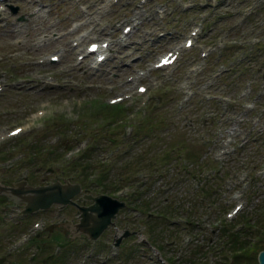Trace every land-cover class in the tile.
Masks as SVG:
<instances>
[{"label": "rangeland", "instance_id": "1", "mask_svg": "<svg viewBox=\"0 0 264 264\" xmlns=\"http://www.w3.org/2000/svg\"><path fill=\"white\" fill-rule=\"evenodd\" d=\"M7 1L19 5V14H26L27 19L23 24V21L18 20L17 14L15 15L12 13L8 6L0 17V60H2L0 81L3 80L7 83L14 81V84L10 85L15 86L13 88L8 86V88L6 87L0 92V110L5 108V114L0 113V125L8 123L5 125L7 127V125L24 123L26 127L23 130L25 132L22 131V134L34 133V131L38 130L36 138L45 146L49 143L51 134L56 132V130L53 129L56 127L52 125L55 121L59 120V117H46L45 119H47V122H40V119L32 116L31 110H34L37 106L42 104L44 100L49 99L53 102L52 107L54 112L58 114L62 113L63 116L69 117V120L66 121L69 125L66 136L62 138V142L58 145V148L63 147L66 141L72 143V139L70 138V134L73 132L72 129L81 128L83 125L87 132L83 133L82 136L80 135V138H75L73 144L82 138L89 139L87 146L94 142L97 143L93 146L95 148V146L99 144V148L96 151L101 160L103 159V155L107 154V150L112 148L108 146L110 143H105L106 140L103 139V136H105L104 133L108 134L114 129L117 130L116 137L120 141L130 136V147L132 150L129 152V155L139 153L138 156L141 155L140 159L145 161L155 157L160 149L163 150L166 146L170 148L173 142L184 138L188 144L187 150L175 149L173 153L176 156L166 160V165L163 164V168L165 169L163 173H160L158 170V165L156 170L149 168V173H146V176L149 177L148 183L141 189L143 192L142 198L146 197L145 201L149 200L150 206L148 210L151 211L156 226L159 225L155 232H151L150 239L155 243L163 244L165 251H163L162 255H164V257H166L165 255H170L179 258V264H196L203 261L212 263L211 260L213 258H218V253H220L218 248L206 254L205 251L209 248L208 245L213 248L219 245L220 231L219 229H215L213 225H216V222H219L220 218L223 219L226 209L238 200L233 198L231 193L233 189L241 188V179H239V177H243V180L249 183V187L246 188L242 196L246 199V205L240 212L253 213L252 219H260L259 213L264 209V173L261 175L257 173L255 175V173L251 171L248 176L246 171L247 169H257L260 162L264 159V133L262 135L259 134L260 131L264 130V112H261L259 109V105L264 102V96L258 98V104L255 108L243 114L239 111L240 101L238 100V95L239 90L243 87L245 88L244 82L246 80L250 81L256 88H260L264 85L262 81L264 80V48L262 49L260 46L255 48L254 46L257 41H264V0H190L193 6L186 11L181 9V2L184 3L188 0L153 1L142 7V10L146 11V13H140H142L143 19L146 18V21L139 26L134 34L129 36L127 40L129 45L126 46L127 41L117 45L116 52H114L107 62L97 70L91 68L88 62H83L80 66H70L69 64L65 67V65L62 64H37L35 63V59L43 57L48 52L55 51V48L59 47L62 52H64L63 59L71 60L74 56L73 51H70V41L73 34L69 33L67 26L74 19L80 17L88 18V11L85 13L82 12L81 6L87 7L90 5L89 10H95L96 3L101 0H41L42 5L39 4L40 2L37 0ZM160 1H162V3H158ZM125 4L131 5L125 7ZM138 4L139 0H120L116 5L110 6V9L103 13L105 14L103 20L109 19L110 15L115 16L113 18L125 17L129 13L130 7H138ZM157 5H162L161 7L165 10V18H168L165 20H155L158 22L152 24L149 15L155 13ZM44 7L49 10V15L45 13L47 10ZM138 11H140V8H138ZM58 16H60V18H57ZM155 17L159 19V17ZM92 18L98 21L101 19V16L97 12ZM162 23L170 29V33L172 32L171 35L169 33L170 37H168L167 34L164 38H157L158 29H166L164 26L161 28ZM195 24H202L201 36L196 45H198V47L210 45L209 55L202 57L196 54L195 48L197 46L192 49H187L176 62L171 75L163 77L160 75V72L155 74L156 78L159 79L158 84L169 81L168 83L173 86L171 89L172 94L175 93V97L177 98L181 97L182 102L188 99V89L193 87L195 89V98L188 101V114H178L171 107L173 106L172 103L166 104V106L170 107L165 108L166 110L162 115V123H169V130L161 132L160 125L155 126L151 124L148 127L142 128L140 131H136L133 125L134 134L124 136L125 134L123 135L122 128H115V126L107 127L106 123L102 125L101 115L93 118L92 116L94 115L90 114L92 110L91 106H88V109H86L87 111L84 110V103H88L93 95L100 94L104 99H108L112 94L115 95L120 93V83L123 82L124 77L128 73L135 72L133 69L135 64H133L132 67L124 65L127 61V57L130 55L129 53H131V49L134 50L133 53L135 54H139L140 51L143 54L146 53V51L144 52L146 48L140 49V42L144 43L142 47H149L150 53L148 58H153L152 56H156V54L168 49L172 43L184 38L189 28ZM54 29H58V33L61 34L60 38L50 37V32ZM94 33L99 34L97 30L94 31ZM218 35L222 37L221 42L217 38ZM40 36L43 38L46 36V42L42 41V43L36 45L35 42L36 40L39 41L38 39ZM204 40L206 42L202 43ZM229 44H232V46L230 45V51L227 50L228 52H223L224 46ZM15 50L20 51V54H13ZM248 50L253 52L251 54V59L245 61L238 67L232 68L230 73L227 72L221 77L214 79L212 81L213 84L207 90L212 92V94L221 96L220 102L224 108H222V105L219 103L216 105L212 101L207 102V100L203 98L204 96L200 89L204 90L202 84L210 80L213 71L209 69L210 64L208 59H210L212 55H215V62L217 61V63H219L226 61L227 63L230 58L236 60L239 59L240 56L248 55ZM10 53L12 55H10ZM223 53H225V56H223ZM218 56L223 57L220 58ZM248 61L250 63H247ZM195 62L196 65L198 64L200 67H198L197 70H191L190 65L195 64ZM221 65L218 67L219 69L222 68ZM32 69H40L42 71H52L53 69L52 72L55 73L53 84L45 85L43 78L31 79L29 74ZM45 76L46 74H44L43 77ZM53 85L55 86L53 87ZM154 86L155 85H153L152 88ZM154 93H156V89L151 91L152 95ZM256 93L257 90H254L252 93L247 94L241 102L244 100L243 103H245L248 100L254 99L253 94ZM75 100L77 102H75ZM136 108L137 111H135ZM131 111L130 113L134 114L129 116L128 120L135 119L134 121H136L145 109L136 106L135 109ZM218 112L226 114L220 122L216 121L217 123H215L211 115L212 113L216 115ZM86 116L89 117V119H87ZM198 117L207 119L204 121L198 119ZM190 119L192 121H190ZM61 120L65 122V119ZM105 121L106 120L103 122ZM57 123L61 122L58 121ZM236 123L241 127V134L245 135L244 145L241 149L235 148L233 152L229 153L224 162H218V166L220 165L221 168L230 166V172L233 170L230 173L229 183H219V175L216 174V176H211L207 179L205 176L209 174L210 170L204 171V168H200L197 161L201 158V160L203 159L206 162L213 163L210 157L212 158L217 155V146L213 145V142L203 145L200 140L202 134H204L207 139L210 138L214 141L218 138L216 137V128H218L220 124L222 129L227 130V128H229L233 130ZM257 126H261L262 128L257 129ZM60 131H62L61 127ZM236 135L240 140L238 132ZM94 136H97L96 141ZM33 143L34 140L28 142L26 146L28 151H24L25 157L23 159H15L12 166L0 168V178L12 179L18 168L28 164L32 169V173H30L31 175L29 176L30 179L34 182H41L43 180L42 169L49 159V153L45 152L46 149L43 151L44 153L42 152L45 156L44 159L41 158V152H35L34 155V153H32ZM20 155L21 154H18L15 158ZM33 155L36 163H32V160H29ZM118 159H121V157H118ZM42 163L43 165L41 166ZM142 166L145 165L143 164ZM240 166L243 167L244 170H241ZM142 170H144V168ZM233 172L236 175H234ZM194 183H200V187L197 190L196 187H194ZM206 183L207 187L213 185L216 187L215 191L217 189L218 191L212 196V200L207 199L204 207L202 206L201 209L195 213L193 218L197 221L194 220L195 222L192 221L189 225L192 229L181 228L179 224L177 225L171 222L170 218L174 217L169 216L170 213L167 214L169 219L166 216H158L167 202H171L173 206L178 202V208H181L188 200L194 202L195 198L200 199L201 197L199 198L198 195L202 196V194L199 193V189L205 186ZM164 186H169V189H164ZM220 189L223 192H219L221 191ZM164 199L167 202L164 201ZM6 202H8V200L0 203V228L2 231H4L6 227L9 228L5 234V239L4 233H0V244L4 241L5 245L10 242L16 234L13 228L5 226L4 221L10 216L5 215L6 217L4 218V214L12 212L14 208L12 207L11 210L6 208ZM21 204L22 203L18 201L17 207H20ZM207 206H210L212 212L214 213V211H216V213H211L209 218L206 217L205 220H200L201 213ZM55 208L56 207H51L46 211V214L49 215V212L52 214L55 213ZM180 211V213L184 212V210L181 209ZM39 212L40 211L34 213V216H38ZM133 213V208L128 207L119 213L115 225H111L107 231L105 230L101 234V243L106 245L108 242L107 240H110L115 232L119 234L121 228L124 227L125 220H130L134 225L135 218ZM172 214L174 213H171V215ZM144 215L146 217V214ZM174 219H176V217ZM159 221L163 223V228L161 229ZM9 225H12L11 221ZM20 230L21 229H19V231L17 230V233H19ZM141 230H143L142 232L144 235L137 232L132 234L129 238L123 239V243L134 241L139 244L136 246L138 247L137 251H132V255L129 254L130 260L124 262V264H167L154 256L153 250L146 242H141L143 241L142 235L143 237L147 236L149 231L143 228H141ZM189 235H192V240H190V242L185 239V237ZM61 236L62 238L65 237L63 234H61ZM173 237L174 240H172ZM76 244L77 242L73 244L74 248L71 253L70 261H66L63 264H122L121 262H123V260H117L111 257L108 262L103 263L102 256L109 254V249L106 252L86 258L85 253L87 249H81ZM52 247L53 246H51L49 250L52 249ZM127 247L130 248L129 246ZM23 254L22 251L18 252L19 257H23ZM248 255L252 257V261H256L257 251L251 254L248 253ZM7 258L12 261L14 259V254H10ZM184 258H186V262L183 261ZM43 259H47V254L40 260L43 262ZM50 260L51 259H47L46 262ZM11 261L2 264H11ZM17 262L18 264H26L23 260Z\"/></svg>", "mask_w": 264, "mask_h": 264}, {"label": "water", "instance_id": "2", "mask_svg": "<svg viewBox=\"0 0 264 264\" xmlns=\"http://www.w3.org/2000/svg\"><path fill=\"white\" fill-rule=\"evenodd\" d=\"M7 192L17 194L20 199L26 201L28 210H35L41 206H48L53 201L68 202L78 187L56 186H30L27 182L20 184L18 188L5 187ZM122 203H112L109 196L96 197V202L88 207H83L84 217L78 225L80 231L87 232L92 237H97L111 222ZM259 264H264V250L259 253Z\"/></svg>", "mask_w": 264, "mask_h": 264}, {"label": "trees", "instance_id": "3", "mask_svg": "<svg viewBox=\"0 0 264 264\" xmlns=\"http://www.w3.org/2000/svg\"><path fill=\"white\" fill-rule=\"evenodd\" d=\"M233 243H234L235 246H238L237 245V239L236 238L234 239V242ZM260 248H264V239H263V242L262 243L256 244L252 248V250L253 251H256V250H258ZM243 254H245V253H243ZM232 264H255V261H252V257L250 255H248V256L247 255L246 256H243L242 255V256H236L235 257V260H234V262Z\"/></svg>", "mask_w": 264, "mask_h": 264}]
</instances>
